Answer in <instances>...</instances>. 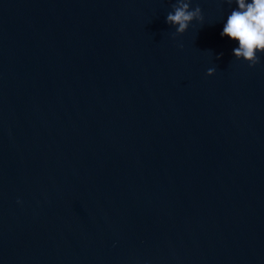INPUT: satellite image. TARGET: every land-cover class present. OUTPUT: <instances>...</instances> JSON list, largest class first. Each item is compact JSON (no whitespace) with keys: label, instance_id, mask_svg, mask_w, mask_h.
Instances as JSON below:
<instances>
[{"label":"water","instance_id":"obj_1","mask_svg":"<svg viewBox=\"0 0 264 264\" xmlns=\"http://www.w3.org/2000/svg\"><path fill=\"white\" fill-rule=\"evenodd\" d=\"M173 2L0 0V264H264V56Z\"/></svg>","mask_w":264,"mask_h":264},{"label":"clouds","instance_id":"obj_2","mask_svg":"<svg viewBox=\"0 0 264 264\" xmlns=\"http://www.w3.org/2000/svg\"><path fill=\"white\" fill-rule=\"evenodd\" d=\"M230 6L221 20L219 36L233 43L232 56L247 62L251 68L260 63L264 56V0H224ZM204 16L195 0H174L166 13L164 22L174 28L173 36L183 34L193 22H202ZM183 47V45H179ZM223 53H217L219 59ZM214 67L206 69L212 76ZM17 203H20L19 199Z\"/></svg>","mask_w":264,"mask_h":264}]
</instances>
